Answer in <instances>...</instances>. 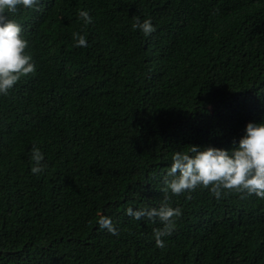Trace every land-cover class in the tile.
<instances>
[{
    "label": "trees",
    "instance_id": "1",
    "mask_svg": "<svg viewBox=\"0 0 264 264\" xmlns=\"http://www.w3.org/2000/svg\"><path fill=\"white\" fill-rule=\"evenodd\" d=\"M7 15L35 71L0 95V264H264V197L165 185L175 151L230 149L264 120V0H37ZM145 19L148 36L133 28ZM161 205L180 209L170 231L135 215Z\"/></svg>",
    "mask_w": 264,
    "mask_h": 264
},
{
    "label": "clouds",
    "instance_id": "2",
    "mask_svg": "<svg viewBox=\"0 0 264 264\" xmlns=\"http://www.w3.org/2000/svg\"><path fill=\"white\" fill-rule=\"evenodd\" d=\"M45 1L47 0H38V3L41 6ZM36 3L37 0H0V95H6L22 76L35 71L32 57L25 51L28 44H31L30 39L27 40L26 27L9 18L7 14L15 13L18 5L28 9ZM78 16L85 25L92 21L86 10H80ZM133 28H138L145 36L154 31L150 19L137 21ZM73 39L76 47L87 46L86 37L82 33H73ZM232 143L230 149L192 145L187 151H175L171 155V163L166 173V190H170L172 194H180L198 185H211L210 191L217 197L220 196L221 188L246 191L264 197V120L248 122L243 135ZM29 158L32 162L30 171L33 174L41 172L44 155L40 148L33 146ZM143 214L158 216L170 231L171 218L179 216L180 209L161 205L158 209L135 213L137 218ZM99 224L100 227H107L109 231L115 232L108 219H101ZM163 234V231L154 230L159 246L163 245Z\"/></svg>",
    "mask_w": 264,
    "mask_h": 264
}]
</instances>
